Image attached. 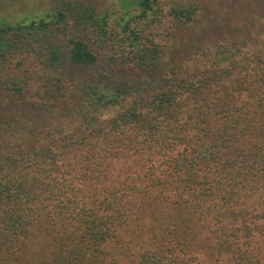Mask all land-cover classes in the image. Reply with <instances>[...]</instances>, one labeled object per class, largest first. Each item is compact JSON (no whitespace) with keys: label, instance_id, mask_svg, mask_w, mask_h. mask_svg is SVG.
Listing matches in <instances>:
<instances>
[{"label":"trees","instance_id":"trees-1","mask_svg":"<svg viewBox=\"0 0 264 264\" xmlns=\"http://www.w3.org/2000/svg\"><path fill=\"white\" fill-rule=\"evenodd\" d=\"M0 264H264V1L2 20Z\"/></svg>","mask_w":264,"mask_h":264},{"label":"rangeland","instance_id":"rangeland-1","mask_svg":"<svg viewBox=\"0 0 264 264\" xmlns=\"http://www.w3.org/2000/svg\"><path fill=\"white\" fill-rule=\"evenodd\" d=\"M58 0H0V22L2 20L4 21H16L19 17V15H22L23 13H27V12H32L35 13L38 10H47L50 9V7H52L53 4H55ZM117 1V0H116ZM264 1V0H263ZM224 11L223 14L224 16L227 17H232L230 18V20L228 22L221 20L218 24V27L212 26L206 27L204 25H200L197 28L198 33L197 36L199 37L198 39H200L202 33L205 31L207 32V30H209L208 32H210L211 30V39L212 40H217V39H222V32L221 30H228L231 31L229 32L231 35H235L238 32L234 31V27L236 26V22H235V16H232V5L227 3L224 5ZM232 9V10H231ZM246 21H244V19H239L237 20V24H239L240 26H242L243 24L245 26H247V24L245 23ZM221 23H223L221 25ZM249 30L254 29V27H257L259 25V21H252L249 22ZM223 29H222V28ZM247 29V28H245ZM196 37V36H195ZM182 48H184V46H181Z\"/></svg>","mask_w":264,"mask_h":264}]
</instances>
